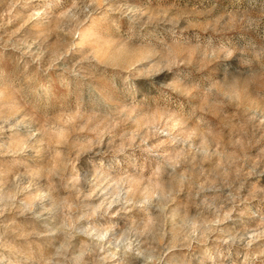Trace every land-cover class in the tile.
I'll use <instances>...</instances> for the list:
<instances>
[{
  "label": "rangeland",
  "instance_id": "374dc122",
  "mask_svg": "<svg viewBox=\"0 0 264 264\" xmlns=\"http://www.w3.org/2000/svg\"><path fill=\"white\" fill-rule=\"evenodd\" d=\"M70 5L0 0V264H143L124 249L146 248L137 229L154 219L166 264H264V80L249 122L235 88L228 105L195 83L161 89L179 87L167 71L141 75L154 48L223 68L195 45L238 39L241 22L264 43L261 0H98L82 26L61 20Z\"/></svg>",
  "mask_w": 264,
  "mask_h": 264
},
{
  "label": "clouds",
  "instance_id": "9594fccd",
  "mask_svg": "<svg viewBox=\"0 0 264 264\" xmlns=\"http://www.w3.org/2000/svg\"><path fill=\"white\" fill-rule=\"evenodd\" d=\"M106 2V0H105ZM98 0H71V5L66 8V10L61 15V20L68 19L69 21H76L78 25H83L84 21L79 19V13L83 11L88 15H91L89 8L95 10L94 6L97 5ZM262 6H264V0H261ZM50 6V5H49ZM135 7V6H129ZM76 11H73V10ZM261 12L264 13V7L261 8ZM190 15L186 10L180 12L179 16L184 17ZM87 16H85V20ZM175 22H178V18ZM241 28L244 30L238 39L235 40H215L212 37L207 38L205 41H197L195 47L198 48L201 54L205 55L206 60L209 63L219 62L220 60L225 61L223 68L214 67L205 68L200 67L199 61L189 63L186 57L181 52L176 59L168 61L166 57L160 56L155 48L147 59V65L151 67H145L141 71V75L147 76L155 75L159 76L163 72L167 71L171 73L172 80L176 81L179 87H173L172 81L160 82L159 86L161 89H171V92L176 93L177 96L182 95V89L192 84H198L202 89H207L215 100H219L224 104H235L239 101V97L233 91L237 89L241 96L244 98L245 107L247 111H251L253 114L248 116L249 122L256 120V111L254 107H248V91L253 85L258 84L260 81L264 80V43H259L254 40L251 35L245 33L256 32L258 30V24L256 21H249L248 23L241 22ZM172 36L180 40L181 36L176 32L172 33ZM260 40H264V36L260 37ZM189 42H183L182 47L188 46ZM31 47L30 45L28 46ZM232 49L233 54L228 55L225 53L221 55V52L225 49ZM160 59L157 60V57ZM235 58L237 66L234 68L231 63H227ZM39 59V58H37ZM174 70V71H173ZM80 69L74 70L73 75L79 77L81 75ZM131 75V74H130ZM125 83H128V78L125 77ZM212 85H218L213 89ZM155 87V82L152 84ZM164 96L170 98L169 93L165 92ZM261 100L264 101V96H261ZM261 124H264V119L260 120ZM118 163V161H117ZM111 187V185H109ZM170 195V193H169ZM113 203L119 204L120 201V191L119 188L116 189L115 194L112 196ZM131 201H127L130 203ZM147 203V201H145ZM112 205L109 204V207ZM160 213L164 211V207L159 208ZM138 234L141 236H146L149 239L146 241L147 247L143 250L133 252L131 246L124 249V255H134L136 258H141L143 264H166L165 257L167 252L170 250L167 246L161 247L160 240L163 237V231L161 228V223L159 219H154L148 227L143 224L138 226ZM207 231H211L208 228ZM195 232V227L193 226L192 231H186L182 233L183 240L188 241L184 244L185 247H191V238ZM89 234L90 233H86ZM103 237H100L102 239ZM207 237H205L206 240ZM67 242V241H66ZM203 243L204 240L199 241ZM223 244H227L228 241H222ZM76 257L75 261L78 262L81 258ZM211 258V257H210ZM226 258V257H225ZM123 264V261H121Z\"/></svg>",
  "mask_w": 264,
  "mask_h": 264
}]
</instances>
